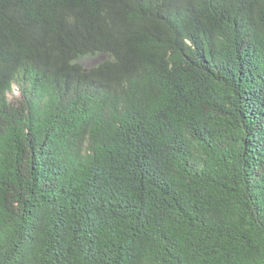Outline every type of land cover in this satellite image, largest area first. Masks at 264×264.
<instances>
[{
  "label": "trees",
  "instance_id": "trees-1",
  "mask_svg": "<svg viewBox=\"0 0 264 264\" xmlns=\"http://www.w3.org/2000/svg\"><path fill=\"white\" fill-rule=\"evenodd\" d=\"M0 264H264V0H0Z\"/></svg>",
  "mask_w": 264,
  "mask_h": 264
},
{
  "label": "clouds",
  "instance_id": "clouds-1",
  "mask_svg": "<svg viewBox=\"0 0 264 264\" xmlns=\"http://www.w3.org/2000/svg\"><path fill=\"white\" fill-rule=\"evenodd\" d=\"M251 45H252V42L247 44L244 47L251 46ZM96 57H102V56H96ZM81 65H82V62H81ZM13 84H19L22 87V92L20 95L21 98L17 102V104L19 102L23 101V99H32L36 103L40 104L39 98L41 100L45 101L48 98L57 95V93H55L54 91H51L47 88H42L39 86L35 87L32 85V83L29 80H27V79L22 80L21 79L19 81L15 80V81L11 82L8 90H6L4 92L5 99H6V94L11 90ZM25 85H26V87H24ZM58 91H59V93H62L65 95H69V96H73V97H76L79 99H85V100H89V101H101V100L105 99V97L108 94H113L109 89L104 90L101 87H99L98 85L95 87H91L87 83H81V82L76 81V80H74L70 86H61ZM6 101H7V99H6ZM7 103L11 106L17 105V104L12 105L8 101H7ZM26 159H28V155L26 156Z\"/></svg>",
  "mask_w": 264,
  "mask_h": 264
},
{
  "label": "rangeland",
  "instance_id": "rangeland-1",
  "mask_svg": "<svg viewBox=\"0 0 264 264\" xmlns=\"http://www.w3.org/2000/svg\"><path fill=\"white\" fill-rule=\"evenodd\" d=\"M102 60H103L102 57H96V58H92V59H85L82 62V66L85 67V68L92 67V66L96 65L97 63H99ZM24 87H26V85ZM21 92H22V87L19 84H13L11 90L6 94L7 101L10 104H12V105L17 104V102L21 98L20 97Z\"/></svg>",
  "mask_w": 264,
  "mask_h": 264
}]
</instances>
